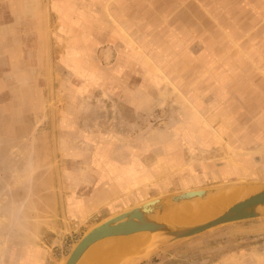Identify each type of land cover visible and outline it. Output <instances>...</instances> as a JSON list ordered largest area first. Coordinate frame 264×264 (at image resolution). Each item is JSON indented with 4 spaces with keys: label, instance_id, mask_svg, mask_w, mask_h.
Listing matches in <instances>:
<instances>
[{
    "label": "rangeland",
    "instance_id": "1",
    "mask_svg": "<svg viewBox=\"0 0 264 264\" xmlns=\"http://www.w3.org/2000/svg\"><path fill=\"white\" fill-rule=\"evenodd\" d=\"M132 11V0H0V264H63L94 225L144 200L264 182V147L230 142V120L199 125L194 96L148 58L146 31L122 47ZM119 164L132 183L95 191ZM146 234L113 264H264V216L162 245Z\"/></svg>",
    "mask_w": 264,
    "mask_h": 264
},
{
    "label": "crops",
    "instance_id": "2",
    "mask_svg": "<svg viewBox=\"0 0 264 264\" xmlns=\"http://www.w3.org/2000/svg\"><path fill=\"white\" fill-rule=\"evenodd\" d=\"M132 1L129 21L119 23L122 47H135L139 32L146 31L141 36L148 58L161 55L166 77L180 80L181 93L194 96L197 123L204 128L230 120L237 127L230 142L249 139L257 144L251 152H263L264 113L255 114L264 112V0H147L144 11ZM156 19L162 21L157 29ZM118 168L101 177L94 190L100 192L105 183L115 188L123 181L131 184V168Z\"/></svg>",
    "mask_w": 264,
    "mask_h": 264
},
{
    "label": "water",
    "instance_id": "3",
    "mask_svg": "<svg viewBox=\"0 0 264 264\" xmlns=\"http://www.w3.org/2000/svg\"><path fill=\"white\" fill-rule=\"evenodd\" d=\"M241 184H254L257 189L238 198L226 210L209 219L186 223L167 221L161 217L169 206L179 205L196 198H207L217 193L226 192ZM261 216H264V182L238 181L182 189L144 200L100 221L79 239L63 264H84L92 254H96L103 242L111 239L108 237L128 236L147 231L155 235L153 243L162 245L197 235L223 224ZM122 254L124 253L117 254L110 264H113L115 258L118 259ZM93 257L87 264L91 263Z\"/></svg>",
    "mask_w": 264,
    "mask_h": 264
},
{
    "label": "bare ground",
    "instance_id": "4",
    "mask_svg": "<svg viewBox=\"0 0 264 264\" xmlns=\"http://www.w3.org/2000/svg\"><path fill=\"white\" fill-rule=\"evenodd\" d=\"M256 189L254 184H241L226 192L217 193L207 198H196L194 200L185 201L179 205L169 206L165 209L161 217L164 220L173 222L195 223L203 221L223 212L238 198L244 197ZM145 233L149 232L143 231L128 236L120 235L108 237L111 239L100 245L95 256H92L93 259L91 264H110L111 260L117 256V254H125L126 252H128V254H134L144 244L148 236L147 234L146 236L143 235Z\"/></svg>",
    "mask_w": 264,
    "mask_h": 264
}]
</instances>
